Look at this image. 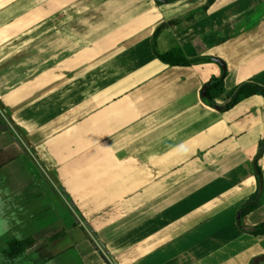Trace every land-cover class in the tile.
<instances>
[{
  "label": "crops",
  "instance_id": "obj_1",
  "mask_svg": "<svg viewBox=\"0 0 264 264\" xmlns=\"http://www.w3.org/2000/svg\"><path fill=\"white\" fill-rule=\"evenodd\" d=\"M207 2L0 0L1 264H264V236L240 226L261 150L264 179V96L221 112L203 96L220 64L153 50L164 25L161 53L221 60V107L264 87V0L167 25ZM263 222L264 197L242 220Z\"/></svg>",
  "mask_w": 264,
  "mask_h": 264
},
{
  "label": "trees",
  "instance_id": "obj_2",
  "mask_svg": "<svg viewBox=\"0 0 264 264\" xmlns=\"http://www.w3.org/2000/svg\"><path fill=\"white\" fill-rule=\"evenodd\" d=\"M157 4L163 5V4H169L173 3L177 0H162L158 1L155 0ZM215 2V0H208L207 4L203 7L198 8L194 12L186 14L183 18L179 20H173L170 21L167 25H178L181 27H185L186 25H191L198 20L205 17L208 8ZM183 23V24H182ZM165 26H160L157 28V30L154 33V39H153V50L156 55V57L163 62L166 65L169 66H177V67H192L203 63H217L216 58L214 57H199L195 59H188L183 50L181 48H176L168 53H161L158 50V38L164 31ZM219 64V63H218ZM228 76V70L227 68H223L222 73L219 77H213L204 87L206 89V94L204 96L205 100L208 101V103L215 109L226 112L234 108L239 103L243 102L244 100L253 97L255 95H262L264 96V87L254 84V83H245L241 85L234 96L230 99V101L223 107L219 106L216 103L217 98L222 96L225 93V79ZM1 112L4 111L3 108H1ZM7 118L6 115L3 113L0 115V131H3V127L5 126L7 129ZM261 149H264V142L260 146ZM262 156V150L260 151L259 155L256 157L254 161V170H255V176L258 184V190L257 192L249 199V201L241 208L240 210V226L241 228L249 232L250 234L254 236H264V222L254 228H246L244 227L242 220L243 218L248 215L249 213L255 211L258 209L262 204V198L264 197V179H263V171L259 165V160ZM35 241L33 239H26V240H13L9 242L8 248L5 252V255L12 261L21 259L27 249L31 247ZM256 260L252 261L251 264H255ZM1 264V261H0Z\"/></svg>",
  "mask_w": 264,
  "mask_h": 264
},
{
  "label": "water",
  "instance_id": "obj_3",
  "mask_svg": "<svg viewBox=\"0 0 264 264\" xmlns=\"http://www.w3.org/2000/svg\"><path fill=\"white\" fill-rule=\"evenodd\" d=\"M158 1H162V0H158ZM217 63H219L223 68H225V65L224 63L221 61V60H216ZM206 94V89L203 90V96H205Z\"/></svg>",
  "mask_w": 264,
  "mask_h": 264
},
{
  "label": "rangeland",
  "instance_id": "obj_4",
  "mask_svg": "<svg viewBox=\"0 0 264 264\" xmlns=\"http://www.w3.org/2000/svg\"><path fill=\"white\" fill-rule=\"evenodd\" d=\"M2 113H3V116H4L5 113H4L3 111L1 112V110H0V115H1ZM5 115H6V114H5ZM6 118H7V116H6ZM7 119H8V118H7ZM7 121H8V120H7ZM5 129H6V128L3 127V131H6Z\"/></svg>",
  "mask_w": 264,
  "mask_h": 264
}]
</instances>
